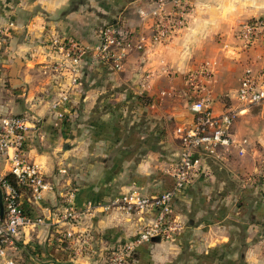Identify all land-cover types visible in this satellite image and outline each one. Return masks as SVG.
<instances>
[{
    "label": "crops",
    "instance_id": "obj_1",
    "mask_svg": "<svg viewBox=\"0 0 264 264\" xmlns=\"http://www.w3.org/2000/svg\"><path fill=\"white\" fill-rule=\"evenodd\" d=\"M188 2L186 26L162 44L151 42L153 0H0V119L29 113L40 120L28 156L52 186L40 205L26 203L45 225L22 236V264H105L109 249L155 220L154 212L142 218L101 206L128 192L158 196L173 186L178 129L192 121L185 78L203 65L213 73L212 111H237L234 133L242 144L207 159L208 174L174 199L184 229L140 245L129 263L264 264V184L256 181L264 166V106L237 98L247 67L264 86V48L240 53L235 37L241 24L264 15V0ZM109 24L146 40L122 70L87 57L72 87L48 69L59 61L53 39L96 44ZM64 92L70 99L55 107ZM4 177L14 182L6 165ZM89 205L80 220L63 221L67 208L85 212Z\"/></svg>",
    "mask_w": 264,
    "mask_h": 264
},
{
    "label": "built area",
    "instance_id": "obj_2",
    "mask_svg": "<svg viewBox=\"0 0 264 264\" xmlns=\"http://www.w3.org/2000/svg\"><path fill=\"white\" fill-rule=\"evenodd\" d=\"M156 17L151 42L166 43L175 33L183 29L191 13L188 0H153ZM171 6V7H169ZM240 53L248 54L256 46L264 48V15L248 20L235 31ZM146 40L136 39L134 34L121 24H109L100 29L96 44L86 45L70 39L55 38L51 42L59 61L48 69L63 78H69L72 87L80 84V65L87 57L107 63L120 71L128 55L135 50H144ZM213 73L206 65L187 74L190 89L192 121L178 129L181 152L173 165V186L155 197L138 194L123 195L110 203L118 210L156 212L153 222L146 225L130 244L113 252L105 264H127L137 248L155 239L170 240L184 229L174 211V199L185 191L201 174H208L207 159H222L241 146L234 133L235 111L228 110L214 115L209 91ZM55 103L58 107L70 99L67 92ZM238 101L246 106H264V86L261 85L251 67H247L237 91ZM40 120L29 113L7 114L0 119V166L6 165L13 176L12 183L0 178V264H20L16 252L25 232L36 231L45 225L42 217L34 216L26 207L40 205L44 194L52 190L40 167L28 156L32 131H38ZM264 169V166H262ZM264 180V172H262ZM109 209L110 206H101ZM93 206L83 212L69 207L63 221L72 223L90 213ZM90 211V212H89ZM67 237H72L70 232Z\"/></svg>",
    "mask_w": 264,
    "mask_h": 264
},
{
    "label": "rangeland",
    "instance_id": "obj_3",
    "mask_svg": "<svg viewBox=\"0 0 264 264\" xmlns=\"http://www.w3.org/2000/svg\"><path fill=\"white\" fill-rule=\"evenodd\" d=\"M247 22V21H246ZM245 23V22H244ZM238 29V28H237ZM261 47V46H260ZM198 69V68H197ZM192 72V71H191ZM190 73V72H189ZM188 73V74H189ZM187 77V76H186ZM185 82H186V78H185ZM186 85H187V83H186ZM230 110H234L235 111V114H236V117H235V120H236V118H237V111L235 110V109H230ZM261 164H263V162H261ZM172 171V170H171ZM262 172H264V169H261L260 171H259V177L256 179V181L259 183V184H264V180L262 179ZM164 193V192H163ZM133 194H138V195H140V196H145V195H143V194H141V193H136V192H128V193H126V194H123V195H133ZM162 194V193H161ZM161 194H159V195H161ZM122 195V196H123ZM120 197V196H119ZM145 197H155V196H145ZM117 198V197H116ZM115 199V198H114ZM113 199V200H114ZM112 202V200L110 201V202H108L107 204H106V206L108 205V206H110L109 207V209H106V208H102V209H104L105 211H109V212H113V211H121V212H123V213H125L126 215H128V216H132V215H137V216H140V217H144L145 215H147V214H151V213H155L156 214V212L155 211H150V212H137V211H127V210H118L117 208H113V206L110 204ZM143 221H144V219H143ZM151 223V222H150ZM150 223H148V224H150ZM148 224H145V225H143L138 231H137V233L135 234V235H130V237H128V239L126 240V242L122 245V246H120V247H112L111 249H109V255L107 256V258H106V261L108 260V258L110 257V255L113 253V252H115V251H117L118 249H120V248H122V247H124V246H126V245H128V244H130V242L131 241H133L136 237H137V235L139 234V232L146 226V225H148ZM170 240H172V239H170ZM82 244L83 245H86V242L85 241H82ZM106 261H105V263H106ZM128 264V263H127ZM130 264V263H129Z\"/></svg>",
    "mask_w": 264,
    "mask_h": 264
},
{
    "label": "trees",
    "instance_id": "obj_4",
    "mask_svg": "<svg viewBox=\"0 0 264 264\" xmlns=\"http://www.w3.org/2000/svg\"><path fill=\"white\" fill-rule=\"evenodd\" d=\"M20 262V264H22V262L21 261H19Z\"/></svg>",
    "mask_w": 264,
    "mask_h": 264
},
{
    "label": "water",
    "instance_id": "obj_5",
    "mask_svg": "<svg viewBox=\"0 0 264 264\" xmlns=\"http://www.w3.org/2000/svg\"><path fill=\"white\" fill-rule=\"evenodd\" d=\"M192 114V113H191ZM160 240V239H159Z\"/></svg>",
    "mask_w": 264,
    "mask_h": 264
}]
</instances>
